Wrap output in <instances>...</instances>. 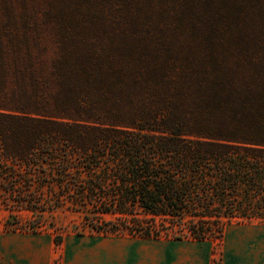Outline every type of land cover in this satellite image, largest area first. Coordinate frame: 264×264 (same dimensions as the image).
<instances>
[{"label":"trees","instance_id":"trees-1","mask_svg":"<svg viewBox=\"0 0 264 264\" xmlns=\"http://www.w3.org/2000/svg\"><path fill=\"white\" fill-rule=\"evenodd\" d=\"M51 5L0 11V208L144 239L264 223V0Z\"/></svg>","mask_w":264,"mask_h":264},{"label":"crops","instance_id":"crops-1","mask_svg":"<svg viewBox=\"0 0 264 264\" xmlns=\"http://www.w3.org/2000/svg\"><path fill=\"white\" fill-rule=\"evenodd\" d=\"M15 233V231H11ZM29 234L20 247L0 240V264H52V243L41 233ZM223 242L222 264H264V223H233L219 240L144 239L128 235L75 234L63 242L62 264H214L216 245Z\"/></svg>","mask_w":264,"mask_h":264},{"label":"rangeland","instance_id":"rangeland-1","mask_svg":"<svg viewBox=\"0 0 264 264\" xmlns=\"http://www.w3.org/2000/svg\"><path fill=\"white\" fill-rule=\"evenodd\" d=\"M51 0H0V11L5 12L7 9H10L17 14H22L25 11L30 15H37L39 19H42L45 15V12L51 9ZM43 33H47L43 31ZM11 223L18 225L17 227L22 228L25 232L26 229H29L31 226H40L37 233H41L42 236L46 239V247L51 248L55 255L52 264H62L63 261V242L65 238L75 235H94V234H104L97 233L92 230L89 224H87L81 213H78L69 209H59L54 211H46L42 214H34L28 211H10L6 208H0V240L5 238L13 239L12 247H20V240L30 239L29 234L15 231L12 233L6 229L7 220ZM40 223V224H39ZM112 235V234H105ZM58 239H61L57 241ZM166 239V238H165ZM223 242L220 245L215 246L216 258L214 264H222L223 260ZM5 245H0L4 247Z\"/></svg>","mask_w":264,"mask_h":264}]
</instances>
